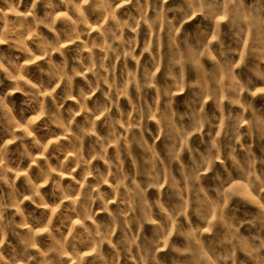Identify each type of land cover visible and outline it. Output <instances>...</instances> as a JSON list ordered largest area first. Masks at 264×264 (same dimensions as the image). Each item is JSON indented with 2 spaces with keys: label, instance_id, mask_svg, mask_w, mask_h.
<instances>
[{
  "label": "clouds",
  "instance_id": "clouds-1",
  "mask_svg": "<svg viewBox=\"0 0 264 264\" xmlns=\"http://www.w3.org/2000/svg\"><path fill=\"white\" fill-rule=\"evenodd\" d=\"M0 264H264V0H0Z\"/></svg>",
  "mask_w": 264,
  "mask_h": 264
}]
</instances>
